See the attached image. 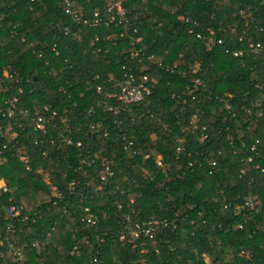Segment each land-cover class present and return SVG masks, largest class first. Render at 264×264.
Segmentation results:
<instances>
[{"label":"trees","instance_id":"16d2710c","mask_svg":"<svg viewBox=\"0 0 264 264\" xmlns=\"http://www.w3.org/2000/svg\"><path fill=\"white\" fill-rule=\"evenodd\" d=\"M59 1L38 0L31 4L29 0H0V73L7 69L21 78L8 93H0V106L7 97L16 94L19 86L24 91L18 96L21 106L31 109L39 103L56 109L73 128L80 129L74 137L85 152L102 151L109 159L114 156V179L121 190L105 189L101 195L88 192L92 210L108 211L112 217L101 219L97 228L87 227L80 222L81 211L73 205L74 197L64 191L66 184L76 178L68 166H76L78 153L73 149H52L48 139L34 144L42 138L40 134L28 128L22 132L17 128L18 120H0L6 134L0 139V147L7 145L4 151L7 161L0 167V176L14 189L12 195L0 192V233L4 228L3 207L12 203L25 209L32 207L30 216L35 222H29L18 234L16 245L21 247L37 240L47 245L42 251L26 250L27 264H82L91 254L104 264H128L139 256L132 254L129 248L115 245L113 237L118 227L112 202L118 200L126 205L132 198L139 219L172 218L178 213L182 219L187 214L190 219L198 220L195 235L187 224L179 229L177 240L171 239V247L170 243L162 245L164 264H185L186 260L194 259L195 252L207 254L213 264H264V177L249 171L253 182L250 178H240V169L252 170L251 165L241 161L242 153L235 155L226 140L231 136L238 146L241 140L258 139V157L254 164L264 168V58L248 50L249 42H264V32H257L259 28L264 29V0H125L129 20V36L125 38L119 36L123 31L121 27L95 30L75 27L60 9ZM112 1L115 0H75V3L84 9L85 18L90 19L94 12H101ZM31 6L33 11H30ZM241 11L251 13V17H244ZM185 18L189 24L184 23ZM245 25L249 27L247 36L239 41ZM220 27L226 32L224 46H208L197 39V34H206L208 29L217 31ZM64 28L77 33L80 39L72 34L65 36ZM134 29L137 34L132 33ZM233 31L235 36L231 35ZM112 35L115 37L110 41L106 39ZM130 36L142 37L138 47L144 57H154L156 62L176 68L165 72L157 63L146 71L135 72L136 77L148 75L155 87L148 102L135 107L133 120L119 115L123 126L118 130L112 123V113H103L104 108H97L96 116L90 119L86 110L101 98L95 93L97 84L107 81L109 85L110 75L121 81L122 66L136 64L129 60ZM96 37L102 42L90 48L91 40ZM227 47L231 51H242L243 55L226 54ZM53 48L59 50V57L53 55ZM178 70L184 75L178 74ZM95 76H99V80H94ZM196 78L205 82L204 91L181 96L187 87L193 88ZM255 85L262 86V92ZM225 94L232 96L231 113L218 110L221 106L218 99ZM179 96L186 99L183 111ZM258 103L262 104L263 116L255 119L253 114ZM209 108H216L215 113L211 114ZM248 110L253 114L249 115ZM194 116L198 127L195 133L190 125ZM163 125L168 126L167 131L163 130ZM90 126H94V130ZM203 126L206 139L199 144L197 138ZM13 132L19 145L26 148L29 171L11 156L8 136ZM123 137L133 142L131 149L137 154L124 150ZM178 146H183L186 153L191 152V157L182 154L181 160L176 161ZM44 148H47L46 158L42 157ZM219 150L222 156L209 174L205 152ZM146 155L150 158L144 161ZM157 156L163 161L162 167L154 161ZM189 162L194 163L192 168L188 167ZM39 167L48 172L49 183L39 173ZM142 168L153 182L142 178ZM90 177L94 175L85 179ZM132 179L135 184L130 182ZM163 181H166L163 189H155V184ZM53 185L64 193L65 201L56 206L43 204ZM256 191L260 211L249 216L240 231L235 226L245 215L242 212L235 216L232 207L239 201L238 195ZM38 203L41 205L37 208ZM223 204H231V207L224 209ZM65 207L69 213H64ZM36 210L40 215L33 214ZM198 213H201L200 218ZM75 235L76 240L87 236L91 247L82 250L77 257H69Z\"/></svg>","mask_w":264,"mask_h":264},{"label":"built area","instance_id":"2783aa9c","mask_svg":"<svg viewBox=\"0 0 264 264\" xmlns=\"http://www.w3.org/2000/svg\"><path fill=\"white\" fill-rule=\"evenodd\" d=\"M38 0H29V3L34 4ZM125 0H115L108 3L101 12H94L90 19L85 18L84 9L75 3V0H60L59 7L64 12V14L69 18L73 25L77 28L83 27L84 29H102L109 28L111 26L121 27L123 29L120 32V37L125 38L129 36L128 26L129 20L127 19L128 10L124 7ZM30 11H33L31 6ZM244 17H251V13H246L245 11L240 12ZM254 20V19H252ZM184 23L189 24L190 21L185 18ZM248 26L245 25V31H243V37L239 38V41H242L248 30ZM258 33H263L264 29H257ZM133 34H137V31L134 29ZM70 34L73 37L80 39V36L77 33H72L70 29L64 28V35L69 36ZM225 30L220 27L217 31L213 29H208L206 34H197V39L206 43L208 46H224L225 41ZM232 36H235V32L231 33ZM115 36H108L106 39L111 40ZM105 39H103L104 41ZM102 40L95 38L90 42V48L95 47L100 44ZM142 42V37H129V47L131 48V55L129 60L136 62L133 66L126 67L122 66V71L124 72L123 79L121 81L115 80V78L110 75L108 85L107 81H104L102 84H97L95 87V93L101 97L95 106H89L86 110V115L88 118L92 119L97 114V108H104L103 113H112L114 115L113 125L116 129L121 130L123 126V119L119 115L130 116L133 120L135 115V107L148 102L150 99L153 88L155 87L150 81L148 75L142 74L139 77L135 76L137 70L146 71L149 66L156 65L154 57H144L142 49H139V45ZM69 46H66L68 48ZM249 53L255 56H263L264 58V42L256 41L249 42L248 44ZM226 54H231L233 57H241L243 55L242 51H231L228 47L224 51ZM52 53L55 57H59V50L57 48L52 49ZM40 57V55H39ZM45 65H48V61L45 62ZM157 67L161 68L165 72H173L174 67L169 65L164 66L161 62L157 64ZM179 71V70H178ZM178 74L184 75V72L179 71ZM94 80H99V76H95ZM21 78L18 73H10L9 70H3L0 73V93H8L12 87H15ZM205 87V82L196 78L193 81V88L187 87L186 92L181 96L188 97L189 95L195 94L196 91L203 92ZM255 88L262 92L263 88L260 85H255ZM23 88L17 86L16 94L7 97L6 100L0 106V120L10 121H20L17 128L22 132L29 129L32 133L40 134L42 138L34 141V144L41 143L48 139L47 142L50 148L65 151L68 149L75 150L77 155V164L75 167L68 166V169L76 175L75 179H72L64 187V191L68 193L71 197H74L73 205L76 206V209L81 211L80 222L85 224L89 228H97L100 220H108L112 216L108 211H93L90 207L88 192L92 191L97 194H102L105 189H115L121 190V185L116 181L115 173L113 171V159L102 155V151L97 154H91L89 151L85 152V148L82 146L81 142L75 140V134H79V128H73L60 113L53 108H50L48 105L41 106L39 103H35L34 106L30 109L20 105L19 95L23 94ZM181 96L180 103L182 105L181 110L183 111L184 106L186 105V99H182ZM218 99V98H216ZM232 96L225 94L224 97H219V107L220 111L225 110L228 113L232 112V107L229 103ZM256 111L253 114L251 110H248L249 115L253 114L255 119H259L263 116V107L261 103L256 105ZM196 116L193 117L190 125H192L193 133L198 131V127L195 125ZM26 124V125H25ZM100 128L102 127L101 125ZM97 126V127H98ZM163 130L167 131L168 126L163 125ZM91 130H94V126H90ZM205 126L200 129V136H198L199 144L205 142L206 135L204 134ZM5 133L3 132L2 126H0V139L5 138ZM106 135V132L103 133ZM46 137V138H44ZM10 151L11 156L16 157L18 162L23 168L27 171L31 169L30 160L27 155L24 154L26 150L25 146H20L17 142L16 132L11 133L10 135ZM251 139V138H250ZM125 143L123 148L125 151L131 152L132 155L137 154L136 151L132 150L133 142L127 140L125 137L122 138ZM228 146L231 147L235 155L243 156L241 161L247 163L248 166L251 165L252 170L241 168L239 171L240 178H250L251 173L263 176L264 177V168L259 164H254L255 158L258 157V145L259 140L255 139L252 141H240L238 146H235L234 141L231 139V136L226 138ZM76 141V142H75ZM7 148V145H2L0 147V167L7 161L4 151ZM182 154L188 155V158L191 157V152L186 153V149L183 146H178L175 149V159L176 161L181 160ZM222 156V151L219 150L216 153L213 151L205 152V159L209 166V174L217 167V160ZM42 157H47V148H44L42 152ZM150 158L149 155L144 156V161ZM158 167H162L163 161L161 157H156L154 159ZM67 163V162H66ZM68 165V163H67ZM194 166L193 162L188 163V167L192 168ZM193 170V169H192ZM192 172V171H191ZM39 173L43 175L45 182L49 183V174L48 172L43 171L39 167ZM90 177L85 179V177ZM141 176L144 180L153 182V178L147 172V170H141ZM65 179V174L62 176ZM251 182H253V179ZM166 180V179H165ZM132 184H135V179L130 181ZM126 181V183H130ZM114 183V184H113ZM166 181L162 183H156L155 189H163ZM0 192L3 194L12 195L14 192L13 188H10L8 182L0 176ZM50 196L46 197L43 201V204H52L54 206L58 205L59 202L65 201L64 193L58 189L57 186L50 187ZM237 199L239 200L233 207V213L235 216L242 215V222L238 223L235 228L238 230H243L244 224L247 223L248 217L256 215L261 208V202L259 193L253 192L248 193L247 195H238ZM73 200V199H72ZM12 202V198L9 199ZM41 203L37 204V208ZM72 206V204H70ZM112 206L115 208L113 213V218L115 220L118 230L114 235L115 245L122 249H131L132 254H137L139 258L129 260L128 264H164L161 259V248L164 244H169L171 239L177 240V233L179 229H182L185 225H190L192 227V234L195 235V232L199 229V223L196 219H190L186 214L182 217L178 213H175L172 218H156L149 217L146 219H139L137 215L139 214L134 208V199L130 198L128 203L124 205L118 200L112 202ZM231 207V204L224 205V209ZM32 207L25 209L22 205H16L12 203L6 207L2 208V220L4 223V228L0 233V264H27L26 250H37L42 251L46 248L45 241H34L32 243H24L21 247L16 245L17 236L19 233H22V230L29 222L34 223L35 219L31 218L30 213ZM70 210L65 207L64 213H69ZM34 215H40V212L36 210ZM198 217H201V213H198ZM74 219V218H72ZM204 224V222H202ZM218 228H221L219 226ZM214 229V228H213ZM76 234V231H75ZM254 234V231L251 232V235ZM248 235L249 237L251 236ZM50 236L48 233L47 237ZM75 240L74 245L69 251V257H77L80 255V252L88 247H91L89 243V238L87 236H82L76 240V235L73 236ZM102 243V241H100ZM171 247V243L169 244ZM172 251L173 248H170ZM98 253V252H97ZM96 253V254H97ZM2 258H5V261H1ZM213 264L211 258L207 254L199 255L195 252V257L193 260H186L185 264ZM82 264H104L102 260L91 254L90 259L83 260ZM217 264V263H216Z\"/></svg>","mask_w":264,"mask_h":264},{"label":"rangeland","instance_id":"374dc122","mask_svg":"<svg viewBox=\"0 0 264 264\" xmlns=\"http://www.w3.org/2000/svg\"><path fill=\"white\" fill-rule=\"evenodd\" d=\"M215 109H216V108H211V109L209 108L210 113H211V114H214V113H215ZM218 110H220V109L218 108ZM10 135H11V134H9V136H8V141H10V138H9Z\"/></svg>","mask_w":264,"mask_h":264}]
</instances>
